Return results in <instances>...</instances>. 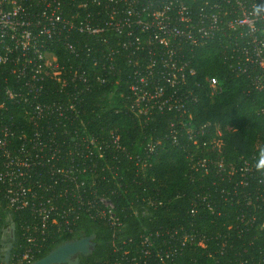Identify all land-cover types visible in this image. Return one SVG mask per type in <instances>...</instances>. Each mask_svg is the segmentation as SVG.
Segmentation results:
<instances>
[{
  "label": "built area",
  "instance_id": "obj_1",
  "mask_svg": "<svg viewBox=\"0 0 264 264\" xmlns=\"http://www.w3.org/2000/svg\"><path fill=\"white\" fill-rule=\"evenodd\" d=\"M70 1L72 9L66 10L67 0H0V219L7 210L29 214L21 221L27 247L10 257L11 264L31 262L49 227L69 226L78 210L91 216L95 210L94 217L118 222L112 202L95 193L93 165H86L92 159L93 138L81 136L82 148L59 156L56 137L43 130L53 124L67 133L66 125L78 117V99L92 86L86 64L94 70L95 82L108 84L115 51L102 47L107 46L103 34L111 31L122 38V48H146L150 55L126 84L130 108L138 113L180 109V99L171 96L184 95L178 90L195 72L192 53L208 43L220 47L235 74L247 76L249 89L264 90V14L252 15L264 0H201L196 7L184 0H96L95 16L85 0ZM78 35L87 41L80 43ZM56 42L67 57L60 59L52 51ZM205 81L211 96L222 92L216 77ZM48 82L63 99L44 102ZM11 108L19 110L24 125L15 123ZM182 126L192 128L189 122ZM217 165L222 177L233 180L226 197L239 196L252 207L239 221L253 224L264 211V170H258L254 157L237 164L220 160ZM86 189L91 193L88 200ZM6 219L10 225V216Z\"/></svg>",
  "mask_w": 264,
  "mask_h": 264
},
{
  "label": "trees",
  "instance_id": "obj_2",
  "mask_svg": "<svg viewBox=\"0 0 264 264\" xmlns=\"http://www.w3.org/2000/svg\"><path fill=\"white\" fill-rule=\"evenodd\" d=\"M85 1L95 16L96 0ZM184 1L193 7L201 4V0ZM66 3V10H71V1ZM76 37L80 43L87 41ZM103 38L107 46L102 47L115 51L108 84L95 82L94 70L86 64L92 86L78 99V117L66 125L67 133L53 124L43 130L56 137L59 156H66L70 148H82L81 136L93 138L92 159L86 165H93L95 193L112 202L118 222L94 217L95 210L93 216L78 210L69 226L49 227L38 240L33 260L66 240L94 234L92 252L79 255L78 264H264V211L257 213L253 224L242 225L240 214L250 213L252 207L239 196L226 197L233 180L222 177L217 165L220 160L237 164L253 157L256 162L264 149V90L249 89L247 76L235 74L220 47L208 43L192 53L195 72L178 90L184 95L171 96L179 98L182 107L138 113L130 108L126 84L150 55L146 48H122V38L111 31ZM50 48L60 59L67 57L60 43ZM207 76L222 84L220 94H209ZM42 99L58 102L63 95L48 82ZM11 112L15 123L25 124L19 110ZM184 122L192 128H184ZM25 129L31 131L28 125ZM217 140L219 146L214 145ZM86 190L88 200L91 193ZM7 215L15 225L12 257L27 247L21 221L29 214L7 210L0 219V236L9 225Z\"/></svg>",
  "mask_w": 264,
  "mask_h": 264
},
{
  "label": "water",
  "instance_id": "obj_3",
  "mask_svg": "<svg viewBox=\"0 0 264 264\" xmlns=\"http://www.w3.org/2000/svg\"><path fill=\"white\" fill-rule=\"evenodd\" d=\"M11 242L7 248L2 251L3 264L10 263V252L12 244L15 240V225L13 222L9 225ZM94 234L76 238L73 240H66L55 247L51 248L45 255L37 258L28 264H78L79 255H88L92 252L95 246Z\"/></svg>",
  "mask_w": 264,
  "mask_h": 264
},
{
  "label": "clouds",
  "instance_id": "obj_4",
  "mask_svg": "<svg viewBox=\"0 0 264 264\" xmlns=\"http://www.w3.org/2000/svg\"><path fill=\"white\" fill-rule=\"evenodd\" d=\"M264 14V5L256 6L252 9V15H261ZM256 166L258 169L264 170V149H262L256 159Z\"/></svg>",
  "mask_w": 264,
  "mask_h": 264
},
{
  "label": "flooded vegetation",
  "instance_id": "obj_5",
  "mask_svg": "<svg viewBox=\"0 0 264 264\" xmlns=\"http://www.w3.org/2000/svg\"><path fill=\"white\" fill-rule=\"evenodd\" d=\"M10 235L11 234H10L9 225H8L5 232L0 236V245H1L0 249L1 250L8 247V244L11 242Z\"/></svg>",
  "mask_w": 264,
  "mask_h": 264
},
{
  "label": "rangeland",
  "instance_id": "obj_6",
  "mask_svg": "<svg viewBox=\"0 0 264 264\" xmlns=\"http://www.w3.org/2000/svg\"><path fill=\"white\" fill-rule=\"evenodd\" d=\"M186 126H187V127H190V125H189V124H188V125H186ZM187 127H186V129H188V130H189V128H187ZM214 145H216V146H219V140H217V142H215V143H214Z\"/></svg>",
  "mask_w": 264,
  "mask_h": 264
}]
</instances>
